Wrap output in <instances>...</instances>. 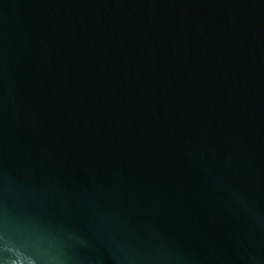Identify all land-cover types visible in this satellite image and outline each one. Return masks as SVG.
<instances>
[{
	"label": "water",
	"instance_id": "1",
	"mask_svg": "<svg viewBox=\"0 0 264 264\" xmlns=\"http://www.w3.org/2000/svg\"><path fill=\"white\" fill-rule=\"evenodd\" d=\"M0 264H264V0H0Z\"/></svg>",
	"mask_w": 264,
	"mask_h": 264
}]
</instances>
